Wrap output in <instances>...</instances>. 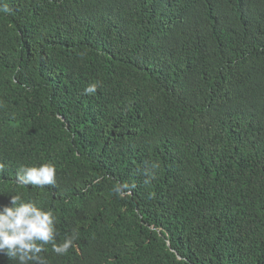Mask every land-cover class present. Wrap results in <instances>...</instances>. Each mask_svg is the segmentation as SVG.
Masks as SVG:
<instances>
[{"label": "trees", "instance_id": "16d2710c", "mask_svg": "<svg viewBox=\"0 0 264 264\" xmlns=\"http://www.w3.org/2000/svg\"><path fill=\"white\" fill-rule=\"evenodd\" d=\"M5 4L0 207L75 231L48 264H264V0ZM48 162L55 186L17 185Z\"/></svg>", "mask_w": 264, "mask_h": 264}, {"label": "clouds", "instance_id": "9594fccd", "mask_svg": "<svg viewBox=\"0 0 264 264\" xmlns=\"http://www.w3.org/2000/svg\"><path fill=\"white\" fill-rule=\"evenodd\" d=\"M9 7L5 4L0 12L8 13ZM97 91L95 83L89 85L85 94ZM5 165L0 163V170ZM151 168H158L153 163ZM154 173H146L145 183H150ZM57 182V168L52 162L42 163L38 166H21L16 173V183L20 186H32L44 189L46 186H55ZM98 182V181H97ZM135 185L117 183L113 192L123 197L124 191ZM57 216L53 210L41 206L31 199H24L22 195H10V204L0 207V254L6 255L17 264H48L42 253L47 251V245L57 255H65L73 247L77 239L75 231L71 236L57 243L58 229Z\"/></svg>", "mask_w": 264, "mask_h": 264}]
</instances>
